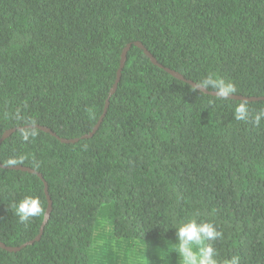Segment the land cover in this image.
I'll use <instances>...</instances> for the list:
<instances>
[{"label":"trees","instance_id":"obj_1","mask_svg":"<svg viewBox=\"0 0 264 264\" xmlns=\"http://www.w3.org/2000/svg\"><path fill=\"white\" fill-rule=\"evenodd\" d=\"M165 68L264 97V0H0V137L16 129L0 143V242L32 241L0 264H181L172 227L194 216L222 232L221 262L264 264V99ZM24 196L44 213L20 223Z\"/></svg>","mask_w":264,"mask_h":264},{"label":"clouds","instance_id":"obj_2","mask_svg":"<svg viewBox=\"0 0 264 264\" xmlns=\"http://www.w3.org/2000/svg\"><path fill=\"white\" fill-rule=\"evenodd\" d=\"M201 88L212 89L220 99H228L236 92L232 81L209 73L200 84ZM234 118L237 121L248 122L250 119L249 108L246 102H241L234 108ZM252 119L255 125H260L264 120V109L260 110ZM31 133H22L23 140H29ZM20 223H26L30 218L44 213L41 201L36 196H24L11 205ZM175 228L176 242L174 252L181 260V264H240L238 255H233L222 262L218 259V251L214 247L215 241L222 238V232L211 221H198L191 217L178 222Z\"/></svg>","mask_w":264,"mask_h":264},{"label":"water","instance_id":"obj_3","mask_svg":"<svg viewBox=\"0 0 264 264\" xmlns=\"http://www.w3.org/2000/svg\"><path fill=\"white\" fill-rule=\"evenodd\" d=\"M135 45H137L138 47L142 48L144 53L146 54V56L149 57V59L151 60V62H153L154 64L158 65V66H161V64H159L157 62V60L155 59V57L141 44V42L137 41L135 42ZM131 44H127L123 49H122V52H121V57H120V62H119V67L116 71V79H115V82L110 90V94H112L115 89H116V86H117V83H118V80H119V77H120V73H121V69L124 65V62H125V59H126V52L127 50L130 48ZM165 70L167 72H169L171 75H173L174 77H177L181 80H185L187 81L188 83H190L192 86H194L195 88L199 89V90H202L203 92H206V93H209V94H213V95H216L214 91H209L205 88H201L200 87V84H197L189 79H185V77L180 74L179 72H176L174 70H171L169 68H165ZM230 98H233V99H240V100H248V101H255V100H258V99H264V97H245V96H241V95H235L233 94ZM108 106V100H106L105 102V106H104V111H103V114L100 116L97 124L95 125V127L93 128V130L88 133V134H85L83 135L82 137H90L92 136V134L95 132V130L98 128L103 116L105 115V112H106V108ZM30 125H26L24 127H29ZM37 128H40L41 130L43 131H46V132H50L51 134L55 135L54 132H52L50 130V128L46 127V126H42V125H36ZM17 129H20L19 127H17ZM16 129L15 128H11V129H8V130H5V132H3V134L1 135L0 137V143L6 138L8 137L12 132H14ZM62 142H66V143H70V142H76L78 141L79 138H73V139H67V138H61V137H58ZM3 167H5L4 165H2ZM9 168L11 169H21V170H27V171H30V172H35L33 169L29 168V167H25V166H21V165H11L9 166ZM40 177H41V174L37 173ZM42 178V177H41ZM44 189H45V193H46V196H47V201H48V205H47V208L45 210V214H44V222H43V225L44 223L46 222L47 218L49 217V213L51 211V199L48 195V192H47V183L44 182ZM42 229V228H41ZM38 238V237H37ZM29 243H32V241H29V242H26L20 246H15V247H12V246H6L4 243L0 242V247L8 250V251H16V250H19L20 248L24 247L26 244H29Z\"/></svg>","mask_w":264,"mask_h":264}]
</instances>
